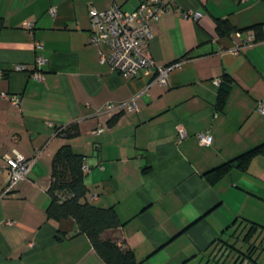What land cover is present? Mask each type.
<instances>
[{"label":"crops","instance_id":"1","mask_svg":"<svg viewBox=\"0 0 264 264\" xmlns=\"http://www.w3.org/2000/svg\"><path fill=\"white\" fill-rule=\"evenodd\" d=\"M140 1L0 0V264H103L74 219L47 216L55 156L65 145L83 156L89 201L115 210L139 264L232 263L229 246L253 224V240L264 243V39L246 42L256 36L253 25L264 35V0H166L149 44L157 65L181 64L166 85L154 81L155 71L123 77L90 40L91 9L116 3L132 11ZM217 19L235 31L219 35ZM21 64L25 71L14 69ZM216 79L229 84L221 107ZM130 100L138 111L105 108ZM13 150L36 161L2 195L3 156Z\"/></svg>","mask_w":264,"mask_h":264},{"label":"built area","instance_id":"2","mask_svg":"<svg viewBox=\"0 0 264 264\" xmlns=\"http://www.w3.org/2000/svg\"><path fill=\"white\" fill-rule=\"evenodd\" d=\"M241 1L246 2L247 0ZM167 11H169V6L166 0H142L132 11L122 10L116 3L101 12L91 9L89 11L92 27L90 40L99 47V60L101 62L107 61L113 71L125 78L151 75V72L155 71L154 81L160 85H166L170 69L179 67L181 64L178 62L170 66L157 65L150 55L149 44L153 37L150 29L151 23L158 21ZM185 15L197 18L200 13L187 11ZM27 29L31 31L32 24L28 23ZM253 40L254 37L249 36L246 42H252ZM102 44L109 49L106 55L100 50ZM40 47L41 44L35 42V48L38 49ZM43 62L44 60L41 56L35 60L38 68ZM14 69L25 71L27 66L23 64L16 65ZM31 76L33 79L40 80L42 74L39 71H33ZM215 83L219 85L221 79H216ZM2 96L14 105H18L21 100L20 96L16 94L2 93ZM120 107L129 112L139 110L138 104L134 100L127 101L121 105H116L115 103H107L105 105L108 111H114ZM258 110L264 113V101L259 102ZM177 130L179 138L186 136V132L181 125L178 126ZM99 131L95 132L98 133ZM198 138L203 145L211 144V137L206 133L199 134ZM3 158L8 177L5 191L2 195H6L18 183L27 178L32 171L36 156L27 158L13 150L12 154H6ZM57 170H59V167H57ZM82 171L84 174L88 173L89 167L83 165Z\"/></svg>","mask_w":264,"mask_h":264},{"label":"trees","instance_id":"3","mask_svg":"<svg viewBox=\"0 0 264 264\" xmlns=\"http://www.w3.org/2000/svg\"><path fill=\"white\" fill-rule=\"evenodd\" d=\"M249 28L256 30L254 41L264 39V35L259 33L261 26L253 25ZM216 30L219 35H228L235 31L227 20L222 19H217ZM228 88V80L223 79L219 86L218 107L224 104ZM257 150L254 149L241 155L236 161H248ZM231 164L232 162L224 164L219 167V170H225ZM82 166L83 156L74 153L68 145L58 150L55 156L54 180L48 189L51 198L47 209L48 218L74 219L79 231L87 236L103 264H139L135 254L126 246L120 234L121 222L115 210L112 207H97L89 201V190L85 185ZM256 231L257 225L253 224L244 233L241 239V242L247 245L244 251L237 249L236 242L229 246L233 253L229 259L233 256L235 258L232 264H245L246 262V264H257L258 257H255V253L257 249L262 250L264 243L257 244L256 239L253 240Z\"/></svg>","mask_w":264,"mask_h":264},{"label":"rangeland","instance_id":"4","mask_svg":"<svg viewBox=\"0 0 264 264\" xmlns=\"http://www.w3.org/2000/svg\"><path fill=\"white\" fill-rule=\"evenodd\" d=\"M237 247L239 248H242V249H246L247 248V245L246 244H244L243 242H241V240H239L238 242H237ZM239 248V249H240ZM240 251H242V250H240ZM244 251V250H243ZM260 252H261V254L259 255L260 257H259V259L257 260V264H264V245H262V250L260 249L259 250ZM228 264H232L230 261L228 262Z\"/></svg>","mask_w":264,"mask_h":264},{"label":"water","instance_id":"5","mask_svg":"<svg viewBox=\"0 0 264 264\" xmlns=\"http://www.w3.org/2000/svg\"><path fill=\"white\" fill-rule=\"evenodd\" d=\"M226 257H228V255Z\"/></svg>","mask_w":264,"mask_h":264}]
</instances>
